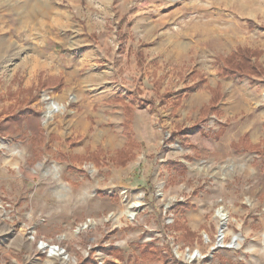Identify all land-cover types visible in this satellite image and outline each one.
<instances>
[{
    "label": "rangeland",
    "instance_id": "1",
    "mask_svg": "<svg viewBox=\"0 0 264 264\" xmlns=\"http://www.w3.org/2000/svg\"><path fill=\"white\" fill-rule=\"evenodd\" d=\"M249 20L264 0H0V264H264V76L215 63L264 68Z\"/></svg>",
    "mask_w": 264,
    "mask_h": 264
},
{
    "label": "trees",
    "instance_id": "2",
    "mask_svg": "<svg viewBox=\"0 0 264 264\" xmlns=\"http://www.w3.org/2000/svg\"><path fill=\"white\" fill-rule=\"evenodd\" d=\"M247 23L249 25V28L251 29L260 27V25L258 26L254 21L251 20H249ZM260 28L264 29V26ZM118 37H119L120 45L124 47V40H122L123 39L122 35L120 34ZM230 54L226 57L218 56L215 59V63L218 66L217 72L219 77H239V78H249L250 80H253L254 76L257 77L264 76L263 66H261V64H259L258 62L255 63L252 59L254 55L260 58V56H262L263 54L262 50L261 51L252 50L251 48L248 47H238L235 51L232 52L231 55ZM262 83L264 84V80L262 81ZM210 89L214 94L212 103L215 104L219 99V94H218L219 89L217 88H210ZM127 116L129 117V119L131 118V114L128 109H127ZM129 131H131V128L127 125L126 132ZM248 143H246L247 147L245 146L246 150L249 149L251 151L257 148V145L251 144V142ZM237 144L238 145L241 144L240 141L235 145ZM147 251L152 253V251L153 252L155 251V248L152 246H148Z\"/></svg>",
    "mask_w": 264,
    "mask_h": 264
},
{
    "label": "bare ground",
    "instance_id": "3",
    "mask_svg": "<svg viewBox=\"0 0 264 264\" xmlns=\"http://www.w3.org/2000/svg\"><path fill=\"white\" fill-rule=\"evenodd\" d=\"M46 12H47V11H46ZM46 14H47V13H46ZM27 38H30V36H27ZM41 43H42V41H39V44H38L39 47L41 46ZM132 207H136L137 209H139V208L141 207V203H140V202L132 203L130 209H131ZM137 213H138V210H134V211L129 210V211H128V216H129V218H130V217H134ZM216 216L220 219V221H221L222 223H226L227 220H228V215H227V213L225 212V210H224L223 208H222V209H219V210L217 211ZM222 242H223V240L221 241V244H223ZM41 247H42V249H46V248H48V250H49V254H50L52 257H57V256H59V255L62 254V255H63V260L68 261V259H69V257L65 254V252H63V251L61 250V253H60V250H56V248H57L56 246L46 245L45 243H42V244H41ZM196 255L198 256V254H196ZM178 256H181V254L178 253ZM191 256H192V255H189V256L187 257V258H189V259H188L189 261L192 260V259H191ZM197 258H198V257H197ZM199 258H200V257H199Z\"/></svg>",
    "mask_w": 264,
    "mask_h": 264
},
{
    "label": "water",
    "instance_id": "4",
    "mask_svg": "<svg viewBox=\"0 0 264 264\" xmlns=\"http://www.w3.org/2000/svg\"><path fill=\"white\" fill-rule=\"evenodd\" d=\"M226 227V223H222L221 226H220V237L218 239V242L216 243V245L212 248V250L214 251L216 248L218 247H222L223 245L221 244V241H222V238H223V230L225 229Z\"/></svg>",
    "mask_w": 264,
    "mask_h": 264
},
{
    "label": "crops",
    "instance_id": "5",
    "mask_svg": "<svg viewBox=\"0 0 264 264\" xmlns=\"http://www.w3.org/2000/svg\"><path fill=\"white\" fill-rule=\"evenodd\" d=\"M171 44H172V42H171ZM41 249H42V247H41ZM46 250V249H45ZM49 253V252H48ZM49 256L51 257V258H53L50 254H49ZM57 257H60V255L59 256H57Z\"/></svg>",
    "mask_w": 264,
    "mask_h": 264
}]
</instances>
